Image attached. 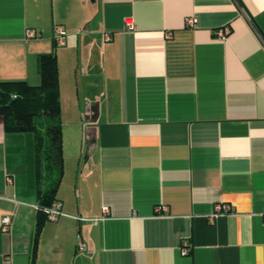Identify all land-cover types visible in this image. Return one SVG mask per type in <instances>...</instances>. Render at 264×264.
Masks as SVG:
<instances>
[{
    "label": "crops",
    "instance_id": "1",
    "mask_svg": "<svg viewBox=\"0 0 264 264\" xmlns=\"http://www.w3.org/2000/svg\"><path fill=\"white\" fill-rule=\"evenodd\" d=\"M44 54L64 215L36 242L35 136L0 116V264H264V0H0V82L40 85Z\"/></svg>",
    "mask_w": 264,
    "mask_h": 264
},
{
    "label": "trees",
    "instance_id": "2",
    "mask_svg": "<svg viewBox=\"0 0 264 264\" xmlns=\"http://www.w3.org/2000/svg\"><path fill=\"white\" fill-rule=\"evenodd\" d=\"M40 85L24 81L0 82V116L7 133H32L37 148V169L47 179L42 192L36 242L46 210L56 199L64 175L60 79L57 57L39 58Z\"/></svg>",
    "mask_w": 264,
    "mask_h": 264
},
{
    "label": "built area",
    "instance_id": "3",
    "mask_svg": "<svg viewBox=\"0 0 264 264\" xmlns=\"http://www.w3.org/2000/svg\"><path fill=\"white\" fill-rule=\"evenodd\" d=\"M188 24L192 27L196 26V22L194 19H190L188 21ZM128 25L131 29L134 28L133 24H128ZM228 33H229V28H226V27L216 30V35L221 40L226 39ZM39 37H40V34L37 31L33 29L27 30V39H35ZM54 38H55L57 45L60 47L65 46L67 43V33L62 27H59L55 30ZM217 209L219 212L220 211L229 212L230 210L228 207H224V206H218ZM104 210L105 212H107L108 208L105 207ZM46 214L50 221H57L61 216L64 215L61 209V205L59 203H54L50 208H48L46 210ZM10 226H11V219L9 217L4 218L2 222L3 230L5 232H8L10 230ZM79 247L81 250L85 249V245L83 244L82 240H80ZM187 252H188V248H185L184 253H187Z\"/></svg>",
    "mask_w": 264,
    "mask_h": 264
},
{
    "label": "water",
    "instance_id": "4",
    "mask_svg": "<svg viewBox=\"0 0 264 264\" xmlns=\"http://www.w3.org/2000/svg\"><path fill=\"white\" fill-rule=\"evenodd\" d=\"M93 113L97 114V110H96V111H94Z\"/></svg>",
    "mask_w": 264,
    "mask_h": 264
}]
</instances>
